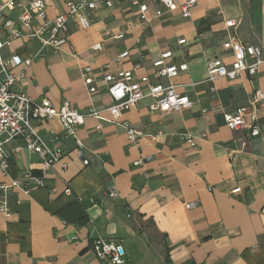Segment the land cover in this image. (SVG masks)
Listing matches in <instances>:
<instances>
[{
  "label": "crops",
  "instance_id": "0c3cea01",
  "mask_svg": "<svg viewBox=\"0 0 264 264\" xmlns=\"http://www.w3.org/2000/svg\"><path fill=\"white\" fill-rule=\"evenodd\" d=\"M68 1L77 0H51L47 17L65 11ZM140 1L149 3L148 22L136 20L132 0H112L109 7L97 2L87 13L88 27L70 20L66 44L46 50L28 68L23 60L39 49L36 40L15 39L1 48L5 58L19 59L9 63L19 77L12 89L47 98L55 107L65 101L80 112L104 107L110 97L99 67L113 72L135 63L141 65L136 78L146 74L153 82L174 84L193 105L157 112L145 97L116 120L107 113L104 120L86 118L77 128L86 165L73 140L62 137L57 119L33 121L46 144L64 150L68 165L47 169L41 187L9 190L5 201L12 213L0 212V264H102L88 245L96 232L123 246V264H264V100L253 117L258 135H249L247 127L232 132L223 121L224 113L248 104L256 88L264 91V65L255 75L203 82L207 60L232 61V53L221 48L229 34L264 53V0H195L188 17L179 10L155 16V8L163 7ZM20 12L15 7L3 15L16 20ZM228 19L238 25L227 28ZM121 31L122 38L113 37ZM181 38L185 43H178ZM96 43L101 50H93ZM124 49L129 57L118 65L114 58ZM163 51L171 52L168 63L186 62L187 69L170 80L155 78L152 61ZM84 65L93 68L91 94L81 75ZM123 122L154 137L131 143ZM180 132L197 145L180 140ZM17 146L19 139L6 145L8 176L38 174L39 156L23 147L15 153ZM1 181L7 178L0 173ZM236 187L240 191L231 193Z\"/></svg>",
  "mask_w": 264,
  "mask_h": 264
},
{
  "label": "built area",
  "instance_id": "2783aa9c",
  "mask_svg": "<svg viewBox=\"0 0 264 264\" xmlns=\"http://www.w3.org/2000/svg\"><path fill=\"white\" fill-rule=\"evenodd\" d=\"M51 0H26L21 3L18 0H5L0 2V173L7 178V181L0 182V212L6 217L11 215L5 197L9 190L17 188L28 192L32 187L44 185L43 176L47 169L54 165H59L61 169H66L67 162L64 160L65 153L61 147H52L46 144L36 129L33 121L46 119H57L62 128V137L72 139L74 142V152L81 158L84 165L88 164V158L84 156L83 144L77 136V128L82 125L86 118L91 117L96 120H104V113H107L112 120L118 119L123 113L135 107L138 102L150 97L152 103L150 110L167 111L189 109L193 101L187 96L177 93L175 85L164 84L159 81H151L148 75L135 77V72L141 67L140 63H135L129 69L117 68L109 71L104 66L99 67L102 72V79L105 89L110 97V103L100 109L90 107L85 111H78L71 107L68 102H63L60 106L55 105L47 98L36 100L22 91H14L13 85L19 77L9 70V63H17L18 57L10 59L1 54L3 46H9L15 39L36 40L39 49L32 56L23 60L25 67H30L32 60L41 56L46 50H58L67 42L68 27L70 20H76L78 24L88 27L87 13L96 8V3L103 6H111L112 0H77L68 1L66 10L58 13L55 17H47L46 9ZM138 7L136 20L143 24L150 19L147 16L149 3L140 0H132ZM151 4H157L162 8L156 7L155 16H162L166 12L179 10L182 17L190 15V8L195 4V0H186L176 4L174 0H151ZM19 7L21 12L16 20H12L3 15L5 10ZM227 28H234L238 25L234 19L224 22ZM124 35L121 31L114 38L120 39ZM139 42V41H137ZM179 44L185 43V39L178 40ZM221 48L232 53V61L225 63L220 58H212L206 62V76L203 82H212L216 77H226L234 79L240 73L246 72L255 75L259 68L264 65V53L262 47L255 44H244L234 34H229L228 38L222 42ZM102 49L101 43H96L93 50ZM129 57V51L124 49L114 58L116 64L123 63ZM171 57L170 51H163L159 58L152 61L155 78L172 79L180 72L187 69L186 62L168 63ZM91 65L81 67V75L88 93L96 91V84L92 75ZM212 89V87H211ZM264 100V91L258 87L248 104L240 105L232 112L223 114V121L230 131H238L244 127L248 128L251 136L260 133L259 122L253 121L257 106ZM127 139L131 143H137L143 138H153L154 134L147 133L142 129L135 128L123 122ZM180 140L190 147L197 145L195 139L187 132L178 133ZM13 139H19L21 146L14 148L16 153L21 147L36 153L40 158V172L34 174L25 173L21 179L10 178L7 174L6 145ZM138 159L133 164L141 163ZM240 191V187L231 190V193ZM65 193L69 194L70 189L66 188ZM110 196L115 195V191L109 192ZM80 200V198H79ZM192 203L186 204L191 207ZM94 230V228H93ZM94 232V231H93ZM89 249L102 264H123L125 251L123 246L112 238L104 237L96 232L89 235Z\"/></svg>",
  "mask_w": 264,
  "mask_h": 264
}]
</instances>
